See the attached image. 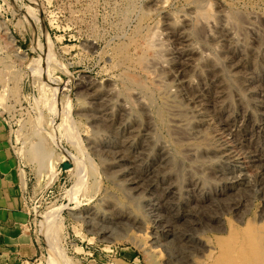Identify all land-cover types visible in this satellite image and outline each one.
Here are the masks:
<instances>
[{
  "label": "rangeland",
  "instance_id": "rangeland-1",
  "mask_svg": "<svg viewBox=\"0 0 264 264\" xmlns=\"http://www.w3.org/2000/svg\"><path fill=\"white\" fill-rule=\"evenodd\" d=\"M153 1L0 0V119L7 124L8 148L13 159V171L17 178V189L22 197L24 210L28 212L30 217L25 231L29 234L30 242L35 247L36 253L29 258L27 264H51L48 248L52 251L55 264L170 263L169 257H171V254L166 246L158 247L163 254L154 252L151 249L152 242L156 244L155 232L158 231L157 225L153 221L151 222L152 219L148 213H145L146 211L143 208H138L135 202H130L126 198L124 190L116 181L107 180L104 169L101 168L103 167L102 161L96 156V152L90 147V144L88 145L91 133H93L92 122L88 114L90 115L91 113L90 108L93 106L92 103L97 95L96 93L99 90L107 89L110 86L108 84L116 82V85H114L119 89H116L117 92H120L125 98L131 99L129 102L133 103L130 107L137 109L138 112H140V109L137 106L134 107L132 94L130 92L127 94V91L130 90L132 92L136 89V86L138 88L145 87L147 91L144 88L140 89L146 91L150 96L159 133L170 141L171 146L177 150L178 158L185 157L184 149L187 148V145L185 146L184 144L182 146V144L173 141L172 138L176 137V135L173 134L171 123L168 119V108L164 103L166 102V97L163 98L162 96L165 87L172 94L178 92V88L175 87L171 80L168 84H165L166 86L155 83L156 87H153V75L160 71L158 68V70L154 67L152 68L153 62L151 64L150 61L153 59L156 62V58L158 60L163 55L162 51L165 48L172 49L175 45L173 39H170V42L168 41L169 39H164L163 20H165V15H167H164V13H175L174 15L178 16L184 11L187 12L191 3L196 0H165L167 3L164 1L163 7L160 9L152 8L151 4H153ZM214 1L210 0L207 3L208 7L211 5V8L209 7L210 10L206 8V5V7L203 6L204 8L201 11L204 10L205 12L203 11V13H210V15L216 16L217 10ZM246 1H248L247 4L245 3ZM263 2L264 0L221 1L222 4L224 3L223 6L234 14L242 12L243 15H252L256 19L264 18ZM181 3L184 4L182 5ZM241 4L244 8L247 5L248 8L246 7V10L248 12L241 7ZM145 8L147 9L146 11ZM234 10L238 12H234ZM252 12L256 15H253ZM239 14L241 15V13ZM261 20L257 22L259 26L262 23ZM157 22L162 28L156 26ZM261 25V29L264 30V25ZM154 28L161 31L162 33H159L162 36L154 31L153 35L151 30H154ZM133 31L136 32L135 35ZM148 34H152V38ZM135 37L136 46L134 45ZM147 37L148 39H146ZM149 38L152 39L153 44ZM161 44L165 48L161 47ZM118 47L121 48L119 49ZM142 48L143 52L141 53ZM158 49H160L161 54L159 51L154 52ZM156 53H158L156 57L153 56ZM126 55L128 57L124 59ZM137 55H141V58H137ZM145 55L146 59L148 58L147 55L149 56L150 61L145 59ZM136 58L140 61V64L141 61H144L146 65L143 67L142 63L139 65L141 67H139V61L136 62ZM148 62L150 63L149 66ZM114 63L115 66L113 65ZM132 65H135L136 69ZM146 67L149 70L144 69ZM152 71L154 72L152 73ZM118 75L120 76L118 77ZM106 78L109 79L106 81ZM144 79L147 80L145 81ZM160 85L163 86L161 87ZM89 91L94 95L91 96ZM160 96L162 97L160 98ZM181 101L183 100L180 99L177 103L184 104ZM207 110H209L208 114L211 113L213 115L211 107ZM76 112H78V115ZM140 117L143 120L146 119V116L142 114ZM214 119H217V117L214 116ZM216 126L215 128H217L216 130L219 133V130H221L220 126ZM213 128H211L212 130H207L209 136L214 133L213 130L215 129ZM224 134L226 136L225 138L222 136V139L227 141L233 150L236 149L235 151L238 153L257 147L256 143L248 145L249 140L246 143L241 133H237L236 136ZM238 135L239 137L236 139ZM239 138L241 139L239 140ZM228 139L230 140L229 142ZM40 141H42L41 144L43 146L45 145V150L53 152L54 159H49L38 167V162L31 160V157L35 155L34 146L37 143L39 144ZM238 142L240 143L239 145ZM242 146H245V148H242ZM39 169L40 171H38ZM154 194L151 192L149 197L156 199ZM117 199L125 205L128 204L127 209L130 208V211L135 212V216L131 217L132 221L129 220L127 225L124 223V225H116V228L112 229V235L108 237L101 233L97 220H95L96 222L93 220H91L93 222L88 221L87 212L92 215L94 213L101 215L111 210L110 213L114 214L113 200ZM158 201L161 203L160 199ZM262 203H264V200L258 197L247 203L251 213L247 214L246 219L256 222L258 220V223H261L259 217L263 211L261 208L264 209V204ZM119 210L123 211L121 208ZM200 215L199 218L203 224L209 222L210 216L208 213L203 212ZM235 215V212L231 211H227L224 214L223 222L225 227L232 225H234L233 227H243V224L236 221ZM207 217L209 219H205ZM133 224L134 227H132ZM143 225L146 229L143 228ZM147 225L149 226L147 227ZM142 229L146 231L142 233L140 231ZM137 233L142 237L138 236L139 234ZM205 235V241L209 245L212 244V246H215V242L212 241H216V238L226 236L224 233L217 234L214 231H207ZM178 247L175 246L180 252L181 250L179 249L181 247ZM159 254H162L163 257L159 256ZM161 258L165 261L163 262ZM199 260L201 259L195 258L197 264H202ZM171 263L179 264L174 262V259L171 260ZM182 264H185V262H182Z\"/></svg>",
  "mask_w": 264,
  "mask_h": 264
},
{
  "label": "bare ground",
  "instance_id": "bare-ground-1",
  "mask_svg": "<svg viewBox=\"0 0 264 264\" xmlns=\"http://www.w3.org/2000/svg\"><path fill=\"white\" fill-rule=\"evenodd\" d=\"M164 1L154 0L151 4L152 8H162ZM209 1L196 0L193 2L195 4L190 2L189 10L180 12L181 14L178 16L174 15L175 13H164V15L167 14L163 20L166 36L164 39H169V42L170 39H173L175 45L173 44L172 49H166L161 44L162 46H160L165 49L162 51V57L160 56L158 60L156 58V62L153 59L150 61L148 55L147 59L146 55L144 56L147 61L153 62V64L151 63L152 68H158L160 71L158 73L154 69L156 73L153 75V85L155 83L165 85L171 80L178 88V92L172 94L166 90L165 85L162 96L166 97L164 103L168 108H166L169 114L168 119L171 123V130L176 135L174 137L176 140L172 138L173 141L182 144V146L187 145L186 149L183 148L185 157L178 158L177 150L159 133L153 104L145 87L140 88H144L146 91L137 86L136 89H131L132 92L127 91V94L129 92L132 94L129 95L134 100V107L137 106L140 109L138 112L137 109L130 107L133 103L129 102L131 99H127L117 92L116 82L107 83L110 85L107 89L99 90L100 92L95 94L93 106L90 108L91 113L88 114L93 128L88 145L90 144V147L96 152V156L102 161L103 167L101 168L104 169L107 180L116 181L124 190L125 194H123L126 195V198L130 202H135L138 208H143L152 219L151 222L153 221L157 225L156 244L152 242L151 249L154 252L162 253L158 247L166 246L171 254L170 263L174 259V262L179 264L182 262L197 264L195 258H198L201 259L199 261L202 264H264V209L261 208L263 211L259 217L261 223H258V220L256 222L246 219L247 214L251 213L247 203L256 197L264 200V30L260 27L261 24L264 25V18L256 19L252 15H243L242 12H239L241 15L234 14L223 6L222 0L214 1L217 10L214 9L216 16L203 13L204 10L201 11V9L204 8L203 6L206 7ZM247 2L245 3L247 4ZM209 7L211 8V5ZM209 7L207 5L206 8L209 9ZM246 7H243L245 11H247ZM147 9L145 8V11ZM150 11L152 12V10ZM253 15L256 14L253 13ZM260 20L262 23L259 26L257 22ZM156 26L160 27L158 22ZM156 30L154 28L151 31L161 32ZM135 34L136 32H134ZM151 35L148 34L150 38H152ZM136 37L135 41L132 39L134 45ZM158 37L161 38L160 35ZM146 39L144 38V40ZM150 40L152 42V39ZM159 53L161 54L160 51ZM157 54L153 56L156 57ZM141 55H137V58H141ZM124 57L122 58L126 59L128 56ZM137 58L136 62L139 61ZM138 63V66L142 63L143 67L146 65L144 61H141V64L140 61ZM150 63L148 62V66ZM113 65L115 66V63ZM134 66L133 68H135ZM112 68L114 67L112 66ZM107 79L109 78L105 80L107 81ZM166 80L168 81L166 82ZM121 82L123 83V81ZM103 87L105 88V86ZM149 90L151 89L149 88ZM179 97L184 104L177 103L180 100ZM209 107L213 109V115L208 114ZM141 114L146 116L145 120L141 119ZM159 114L161 115V113ZM214 116L217 119H214ZM216 124L220 126L219 133L215 128ZM211 128L215 129L213 131L216 134H211L212 131H210L211 136H209L207 130ZM224 133L233 136L241 133L246 143L249 140L248 145L256 143L257 147L238 153L227 141L222 139V136L224 138L226 136ZM238 137L239 135L235 138L238 139ZM41 142L34 146L35 155L30 156L31 160L38 162V167L45 161L54 159L53 152L45 150V145L43 146ZM243 147L245 148V146ZM151 192L155 193L156 199L149 197ZM159 199L161 203L158 201ZM113 205L110 206L114 207V214L110 213L109 208L110 212L101 215L98 213L92 215L87 212L88 221L97 220L101 233L108 237L112 235V229H115L116 225L123 223L127 225L131 217L135 216V212L130 211V208L127 209L128 204L125 205L117 199L113 200ZM249 206L251 205L249 204ZM119 208L123 211L119 210V212ZM227 211L235 212L236 221L243 224V227H233L234 225L225 227L223 216ZM203 212L210 216V219L205 218L209 219V222L207 221L208 223L205 224L199 218ZM140 217L142 218V216ZM230 218L232 219V217ZM140 231L144 233L146 230ZM207 231H214L217 234L224 233L226 236L218 237L216 241L211 240L215 242V246H212L205 241ZM175 246H180L179 250L181 251L179 252ZM48 251L51 264H55L51 249L48 248ZM162 254L159 256L163 257Z\"/></svg>",
  "mask_w": 264,
  "mask_h": 264
},
{
  "label": "crops",
  "instance_id": "crops-1",
  "mask_svg": "<svg viewBox=\"0 0 264 264\" xmlns=\"http://www.w3.org/2000/svg\"><path fill=\"white\" fill-rule=\"evenodd\" d=\"M7 124L0 119V264H27L35 253L25 227L29 214L18 193Z\"/></svg>",
  "mask_w": 264,
  "mask_h": 264
}]
</instances>
